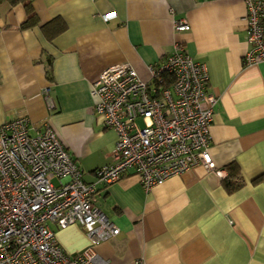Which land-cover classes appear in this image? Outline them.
<instances>
[{"label": "crops", "instance_id": "0c3cea01", "mask_svg": "<svg viewBox=\"0 0 264 264\" xmlns=\"http://www.w3.org/2000/svg\"><path fill=\"white\" fill-rule=\"evenodd\" d=\"M29 1L31 28L22 4H0V126L26 117L31 136L50 127L84 182L112 162L116 142L90 96L105 69L129 63L148 81V67L180 45L206 66L207 92L218 99L209 154L224 177L197 166L148 192L132 173L99 185L94 206L119 234L97 256L105 264H264V62L243 63V0ZM181 20L189 32L174 31ZM225 179L240 184L230 190ZM52 230L71 256L89 246L78 226Z\"/></svg>", "mask_w": 264, "mask_h": 264}, {"label": "built area", "instance_id": "2783aa9c", "mask_svg": "<svg viewBox=\"0 0 264 264\" xmlns=\"http://www.w3.org/2000/svg\"><path fill=\"white\" fill-rule=\"evenodd\" d=\"M243 3L249 47L243 63L255 66L264 62V0ZM173 28L190 31L184 20ZM148 73L145 81L122 63L102 71L91 86L94 114L116 135L112 162L93 173V183L84 182L50 127L31 136L26 117L0 126V264H105L94 250L119 229L94 206V195L99 185L116 184L128 173L146 192L197 166L224 177L209 154L218 99L207 92L206 66L175 45ZM50 225L78 226L89 246L71 256Z\"/></svg>", "mask_w": 264, "mask_h": 264}, {"label": "trees", "instance_id": "16d2710c", "mask_svg": "<svg viewBox=\"0 0 264 264\" xmlns=\"http://www.w3.org/2000/svg\"><path fill=\"white\" fill-rule=\"evenodd\" d=\"M2 2H7L9 3L10 5H17V4H22L25 11H26V14H27V21L25 22V25L23 26L24 28H31L33 26L36 25V17L32 11V8H31V4H30V1L29 0H0V4ZM225 186L227 189H235L237 186H239V182H236V183H231L228 181V179H225Z\"/></svg>", "mask_w": 264, "mask_h": 264}, {"label": "rangeland", "instance_id": "374dc122", "mask_svg": "<svg viewBox=\"0 0 264 264\" xmlns=\"http://www.w3.org/2000/svg\"><path fill=\"white\" fill-rule=\"evenodd\" d=\"M51 226V228H52V226H54V225H50Z\"/></svg>", "mask_w": 264, "mask_h": 264}]
</instances>
